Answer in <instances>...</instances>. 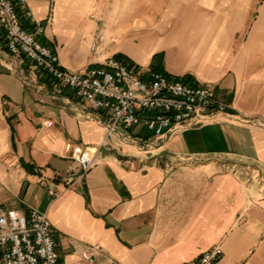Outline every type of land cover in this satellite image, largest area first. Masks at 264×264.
I'll return each instance as SVG.
<instances>
[{"label": "crops", "instance_id": "obj_1", "mask_svg": "<svg viewBox=\"0 0 264 264\" xmlns=\"http://www.w3.org/2000/svg\"><path fill=\"white\" fill-rule=\"evenodd\" d=\"M130 1L132 12L108 16L100 32L112 44L89 64L122 54L150 72L162 53L164 74L208 85L232 113L264 120V1L176 0L182 12L117 49L121 36L154 24L143 11L165 8V0ZM27 7L61 65L80 71L91 57L85 36L97 30L86 21L92 0ZM213 9L226 12L214 19ZM229 12L239 29L250 25L237 44L224 33ZM105 120L8 55L0 29V204L45 213L60 264H193L212 247L222 251L214 264H264V128L221 118L163 139L140 127L105 139ZM76 146L99 148L85 175L71 156Z\"/></svg>", "mask_w": 264, "mask_h": 264}, {"label": "built area", "instance_id": "obj_2", "mask_svg": "<svg viewBox=\"0 0 264 264\" xmlns=\"http://www.w3.org/2000/svg\"><path fill=\"white\" fill-rule=\"evenodd\" d=\"M0 29L5 51L25 59L43 77L68 89L91 111L106 115V138L118 129L140 127L152 138L199 127L225 118L264 128V120L232 107L216 97L213 88L159 72H142L110 56L80 71L66 69L45 38V25L27 7V0H0ZM101 39V38H100ZM99 148L72 150L81 174H87ZM49 195L55 196L53 190ZM222 256L212 247L193 264H214ZM90 261V254L82 253ZM51 222L45 213L31 209L27 215L0 204V264H60Z\"/></svg>", "mask_w": 264, "mask_h": 264}, {"label": "rangeland", "instance_id": "obj_3", "mask_svg": "<svg viewBox=\"0 0 264 264\" xmlns=\"http://www.w3.org/2000/svg\"><path fill=\"white\" fill-rule=\"evenodd\" d=\"M182 1V0H180ZM201 1V0H199ZM204 1V0H202ZM215 1V0H213ZM264 0H256V2H263ZM130 0H92V8L88 11V13L86 14V21L90 22L95 29H97L95 32H90L88 34H86L85 38L90 37V41L87 42L85 40L84 46L87 48L88 52L91 53V57L89 58H85L84 59V64L82 66V68L80 70H82L83 68H85L89 64V61H92V59L96 56H99L102 52H100L98 50V48L100 47L101 44H105V45H111L112 44V40L113 37L108 38V36L106 34H104L103 32H100L101 29H104V27L106 26L105 22L107 21V18L109 15L116 13V14H127L129 12H132L130 6ZM154 5L157 4L156 1H152ZM180 3H184V2H180ZM176 5V0H165V8L163 10L160 9H150V10H145L143 11V15H145V13H147L149 15V18L154 21V24H150L147 27H142V28H134L132 30L131 33H128L125 36H121V38L118 39V41H114V43H117V49H121L124 48L126 45H133V46H137L139 43L135 40V41H130L131 39H136L137 34L138 36H140L141 34L145 33V32H154L157 30V21H159L161 18H168V17H174L175 13L178 14L181 9H179V7ZM182 12V11H181ZM213 18L217 19V18H221L224 16L226 11H220L218 12V10L213 9ZM229 17H231V19L229 20V22H227V25L225 26V34L231 35L232 41L235 42V44L241 42L249 33V22L246 23L244 26H241V28L239 29V25H237V17H236V13L234 12H229ZM184 16L186 18H190V17H198L199 13L197 11L196 14L194 13H188V11H185ZM239 29V30H238ZM98 36L99 37H103V41H98ZM154 37V41H150L151 44H155V39H156V35H152ZM162 39L163 36H165L164 34H160L159 35ZM88 45V46H87ZM99 46V47H98ZM99 51V52H98ZM115 55V54H114ZM103 61V60H101ZM94 64V63H93ZM142 69V68H141ZM120 132L124 135L127 136L126 132L123 130H120Z\"/></svg>", "mask_w": 264, "mask_h": 264}, {"label": "trees", "instance_id": "obj_4", "mask_svg": "<svg viewBox=\"0 0 264 264\" xmlns=\"http://www.w3.org/2000/svg\"><path fill=\"white\" fill-rule=\"evenodd\" d=\"M114 57L124 61L129 66H133V64L122 54H115ZM161 61H162V53L154 54L152 57V63L150 64V70L153 72L164 73ZM21 165L29 171L30 166L28 164L21 161Z\"/></svg>", "mask_w": 264, "mask_h": 264}]
</instances>
